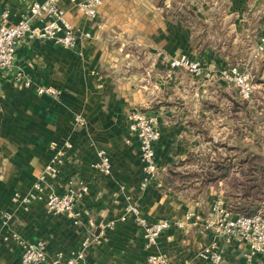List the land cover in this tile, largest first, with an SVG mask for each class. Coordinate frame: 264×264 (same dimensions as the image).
<instances>
[{
	"label": "crops",
	"instance_id": "0c3cea01",
	"mask_svg": "<svg viewBox=\"0 0 264 264\" xmlns=\"http://www.w3.org/2000/svg\"><path fill=\"white\" fill-rule=\"evenodd\" d=\"M34 1L0 0V23L18 22ZM60 5L85 32L76 46L21 38L13 65L0 69V236L16 231L28 242L44 241L51 255L80 250L90 236L79 264H151V253L171 264H211L196 253L213 232L195 219L187 228L175 222L188 211L208 215L218 198L229 205L228 185L219 180L198 190L196 178L192 186L175 187L171 170L212 169L223 160L238 175L236 159L264 156V54L254 57L264 34V0H103L95 17L71 0ZM183 55L200 61L203 73L171 66ZM236 63L253 66L251 98H242L220 75ZM19 72L37 85L56 87L58 96L26 87ZM136 107L156 117L160 130V173L144 188L140 140L129 127ZM77 114L84 125L76 123ZM67 139L73 145L50 184L59 193L87 185L77 200L81 223L49 213L44 201L25 210L13 200L31 189L54 153L52 143L62 146ZM99 148L112 160L110 175L93 165ZM129 204L149 221L174 225L148 246L143 229L120 218ZM5 212L13 214L6 224ZM244 247L227 245L221 264H264V254L247 259ZM21 254V244L11 238L0 249V264H24Z\"/></svg>",
	"mask_w": 264,
	"mask_h": 264
},
{
	"label": "built area",
	"instance_id": "2783aa9c",
	"mask_svg": "<svg viewBox=\"0 0 264 264\" xmlns=\"http://www.w3.org/2000/svg\"><path fill=\"white\" fill-rule=\"evenodd\" d=\"M71 1L77 5L83 14L89 17L97 15L103 2V0ZM3 15L7 17L8 13L5 12ZM34 20L40 21V24H35ZM84 33L82 28L75 26L69 20L65 9L60 5V0H35L21 14L18 22L13 24L0 23V69H7L13 65L18 41L21 38L51 39L64 47H74L79 37ZM263 54L264 34L260 38L254 57H261ZM171 66H186L196 75L203 73L200 61L190 60L185 55L172 60ZM220 75L236 86L242 98L252 97L256 89L252 64L247 63L242 66L241 63H236L222 69ZM18 78L24 82L26 87H34L38 94L53 96L59 94L56 87L37 85L32 80L24 78L20 72ZM129 118V127L137 133L140 140L143 164L141 187L144 188L160 173L155 154V144L160 138V130L156 123V117L149 115L139 107L131 111ZM75 121L79 125H84L86 122L82 114H77ZM72 145L69 139L65 140L62 146L58 142H53L54 153L44 170L36 178L31 189L26 193H16L13 200L25 210H29L34 201H44L49 213L66 214L73 218L75 223H81V212L77 209V200L88 190L87 185L82 184L79 189L71 185L65 192L59 193L50 184V181L56 179L61 172L66 148H70ZM97 155L98 159L93 164L94 167L101 173L110 175L112 173V160L109 154L105 149L99 148ZM12 218L11 212L3 214L5 224L9 223ZM120 218L121 220L132 218L143 229L148 246L156 244L161 233L174 225L170 220L149 221L136 204H129ZM194 219L201 221L206 230L213 232V238L210 242L203 244L197 251L196 255L199 258L211 264H221L225 257L226 246L234 242L245 245L243 255L247 259L264 254V215L261 210L252 215H244L234 212L224 199L218 198L213 203L208 215L202 216L195 211H188L184 218L175 222V225L180 228H187ZM11 238L17 240L22 246L21 259L24 264H79L81 260L85 259L87 247L92 240L90 236L87 237L80 250L72 251L68 255L63 252L51 255L44 241L28 242L16 231L0 236V249L4 242ZM95 241L100 243L101 239L97 237ZM148 261L151 264H171L170 260L161 253H151L148 256ZM186 264L195 263L194 261H187Z\"/></svg>",
	"mask_w": 264,
	"mask_h": 264
},
{
	"label": "trees",
	"instance_id": "16d2710c",
	"mask_svg": "<svg viewBox=\"0 0 264 264\" xmlns=\"http://www.w3.org/2000/svg\"><path fill=\"white\" fill-rule=\"evenodd\" d=\"M239 174H233L230 163L217 161L214 168H206L201 171H188V173L171 172L177 177L175 187L192 186L196 178L201 184H193L198 190H202L207 183L226 181L228 189L226 193L231 197L229 207L234 212L244 215H252L259 212L264 205V156L260 154H247L244 159H236ZM264 215V210L262 211Z\"/></svg>",
	"mask_w": 264,
	"mask_h": 264
},
{
	"label": "rangeland",
	"instance_id": "374dc122",
	"mask_svg": "<svg viewBox=\"0 0 264 264\" xmlns=\"http://www.w3.org/2000/svg\"><path fill=\"white\" fill-rule=\"evenodd\" d=\"M239 59V58H238ZM261 209V211H263L264 210V207H262V208H260Z\"/></svg>",
	"mask_w": 264,
	"mask_h": 264
},
{
	"label": "water",
	"instance_id": "95a60500",
	"mask_svg": "<svg viewBox=\"0 0 264 264\" xmlns=\"http://www.w3.org/2000/svg\"><path fill=\"white\" fill-rule=\"evenodd\" d=\"M259 3V2H258Z\"/></svg>",
	"mask_w": 264,
	"mask_h": 264
}]
</instances>
